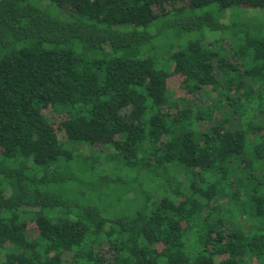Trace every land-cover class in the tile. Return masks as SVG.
<instances>
[{
  "label": "trees",
  "instance_id": "1",
  "mask_svg": "<svg viewBox=\"0 0 264 264\" xmlns=\"http://www.w3.org/2000/svg\"><path fill=\"white\" fill-rule=\"evenodd\" d=\"M181 1L0 0V264H264V0Z\"/></svg>",
  "mask_w": 264,
  "mask_h": 264
},
{
  "label": "rangeland",
  "instance_id": "2",
  "mask_svg": "<svg viewBox=\"0 0 264 264\" xmlns=\"http://www.w3.org/2000/svg\"><path fill=\"white\" fill-rule=\"evenodd\" d=\"M180 4L184 5V6H187L188 5V0H182ZM169 8H173V6L170 5ZM251 11L252 12L249 13L251 16L256 15L257 13H259V15H257L258 21H260V22L264 21V10L263 11H261V10L260 11L259 10H251ZM246 14H248V12H246V11H243L241 13V15H244V16H246ZM224 45H225L226 49H229L228 42L225 41ZM211 98H212L211 89L209 87H205L204 89H201L196 94H187V96L185 98V100H186L185 103H187L188 106H196V105L200 106V105L208 104L210 102ZM46 115L51 121H53V123L57 122L58 117L56 115H54V113L52 111H47ZM221 116H222V114L220 112H217L216 119L218 121H220L221 120ZM236 125H237V122H236L235 119H233L232 122H231V126L236 127ZM237 127H240V124L237 125ZM81 150L85 151L84 148H82ZM30 230L34 232L33 229H30ZM107 257L110 258V260H111L112 259V253L108 254ZM69 260H70L69 258L65 259L66 264H69V262H70Z\"/></svg>",
  "mask_w": 264,
  "mask_h": 264
}]
</instances>
